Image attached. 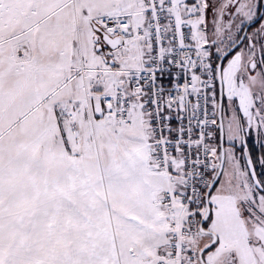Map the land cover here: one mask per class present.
<instances>
[{
	"label": "snow or ice",
	"instance_id": "6c2138e0",
	"mask_svg": "<svg viewBox=\"0 0 264 264\" xmlns=\"http://www.w3.org/2000/svg\"><path fill=\"white\" fill-rule=\"evenodd\" d=\"M0 264H264V0H0Z\"/></svg>",
	"mask_w": 264,
	"mask_h": 264
}]
</instances>
